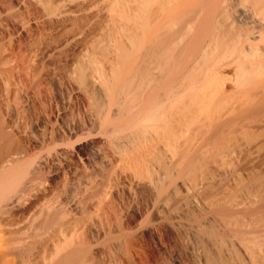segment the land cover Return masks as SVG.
Segmentation results:
<instances>
[{"label":"bare ground","instance_id":"bare-ground-1","mask_svg":"<svg viewBox=\"0 0 264 264\" xmlns=\"http://www.w3.org/2000/svg\"><path fill=\"white\" fill-rule=\"evenodd\" d=\"M90 1L0 2V27L51 66L41 74L32 53L18 50L16 71L0 67L2 91L13 96L8 83L20 80L14 95L24 101H2L3 112L21 120L31 108L42 123L38 139L21 133L38 146L32 152L12 151L0 127V264H144L134 249L143 231L129 232L119 202L129 196L158 217L173 200L175 171L220 154L234 137L225 118L264 111V0H137V15L123 16L126 41L105 44L109 61L97 55L103 43L88 39L98 13ZM249 145L253 162H264V139ZM64 167L67 205L52 185ZM248 191L237 201L223 190L219 244L225 251L232 239L234 264H264V185ZM147 230L155 236L159 226ZM223 252L203 264H230Z\"/></svg>","mask_w":264,"mask_h":264},{"label":"rangeland","instance_id":"rangeland-1","mask_svg":"<svg viewBox=\"0 0 264 264\" xmlns=\"http://www.w3.org/2000/svg\"><path fill=\"white\" fill-rule=\"evenodd\" d=\"M34 1L38 6L40 4L41 8L47 7V5L51 3V6L56 5V3L53 4L52 0H33V2ZM91 1L90 3H94L93 6L91 4V7L93 10H96H94V12L98 13L96 14L93 12L94 15L96 14L94 16L95 18L92 17L93 19L91 18L87 22L92 25L91 27L97 26L95 28L93 27V32L91 31L92 34L90 33L91 35L90 37L88 36V39L96 43H103L97 55L103 57V59L99 57L101 61L105 60L104 58L107 57H109V61L114 52L113 48H109L105 46V44L113 43L114 41H126V36L123 34L124 24L129 18V15L134 16L133 13L136 11L139 12V3L137 4V0ZM0 2L5 5H10L12 0H0ZM60 3L62 6L66 4L65 1ZM130 11L133 15H131ZM138 12H136V15ZM126 14L128 18L127 16H125L126 18L123 17ZM24 19L27 24L32 25V27L28 26L30 33L35 32L36 29L33 27L32 17L25 14ZM8 29L0 27V67L3 65L4 68L8 65L7 67L10 66L9 68H14L17 62H14L13 57L16 53V55L21 54L20 52L22 50L20 47L23 49L25 40L17 35L12 28ZM261 44L264 48L263 43ZM22 53L24 56L27 55L28 52L25 53V50H23ZM31 53L32 52L29 54ZM29 54L26 57H29ZM36 54L39 53L34 51L31 54V58L35 61L37 60L38 71L43 74L50 69L51 66L47 63L45 58H35ZM9 58L13 60L7 61ZM6 61L9 63L7 64ZM16 67L17 66H15V68ZM17 69L18 68H16L15 71ZM9 82L10 84L8 83V85L12 88L11 92L13 96H11V93L3 92L0 86V105L4 100L12 102L11 100L13 98H15L19 104H24L20 96L16 97L14 95V89L20 87L22 82L20 80ZM85 89L86 92H92L90 85H87ZM228 90H230V87ZM45 106L48 108V115H50L51 120L55 121L59 113H57L54 104L46 102ZM216 115L218 116L219 114ZM22 117L23 118L19 120L15 114L9 116L4 113L0 107V127L10 134L11 137L10 140L8 137V141H11V139L14 141L10 142L12 143L10 147L12 151L18 148L26 149L30 146L28 138L24 137L21 134L22 132H26L29 138L33 140L38 139L41 135L42 123L35 118L34 111L31 108L28 109ZM229 118L233 120L236 119L235 121L232 120L233 122L231 121L228 127V131L234 130V137L230 135L229 138L226 139L223 144L225 149L220 154H203V157L201 156L200 161L197 163L198 165H195L192 169H188L183 175L179 174V170L175 171L176 180L172 193L173 200L170 206L160 209L158 217H155L151 213H145L144 204L141 202L133 203L129 196L125 197L124 202L118 201L123 218L129 220V232L134 234L138 229L143 231V235H139L136 239L134 248L135 252L138 254V259L142 261V263L179 264V262H181L182 264H203V255L205 254H211L217 257L219 255L223 256L222 252L224 250H221V248L223 249V246L221 247L223 244H219V242H221V238L219 239L220 220L217 214L218 203L221 201V195L224 194L223 190L225 193L228 191L227 194H229V196L235 194L236 196L234 195V198L237 197V201H240L243 200V197H246L247 192H249L248 190L251 191L253 188L256 189L264 185V162L259 165L255 164L253 161L257 153H252L249 147L252 139H264V111L254 116L231 115V117L227 116L225 119ZM12 126H16L17 129ZM236 128L246 129V132L243 133L238 129L237 131ZM7 132L6 134L8 135ZM16 141L18 142L16 143ZM17 144L21 147H17ZM30 149L31 152L39 150L38 146L34 144L30 146ZM69 177L70 172L67 167H64L62 171H58V176L54 177L55 179L53 178L52 180V185L54 187L56 186L55 189L58 196L60 200H63L65 205H67V198L65 200L66 194H63V191L68 185ZM249 183H252V185ZM61 192L62 194L60 196ZM124 204L125 208L123 209ZM69 207L70 206H67L66 208ZM72 210H70V208L68 209L69 212ZM154 223L158 224L159 232L157 235L152 236L147 228ZM121 225H124L123 220L121 221ZM228 241L230 242H227V247L225 246L227 249H225L228 256L227 259H230V264H234L235 261L233 262V259L231 260L234 246L231 244L232 239Z\"/></svg>","mask_w":264,"mask_h":264}]
</instances>
